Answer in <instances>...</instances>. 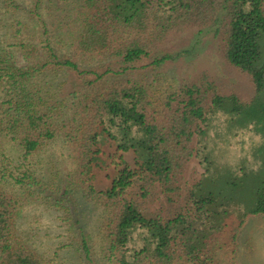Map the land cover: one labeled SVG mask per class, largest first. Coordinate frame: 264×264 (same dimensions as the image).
Returning a JSON list of instances; mask_svg holds the SVG:
<instances>
[{"label": "trees", "instance_id": "obj_1", "mask_svg": "<svg viewBox=\"0 0 264 264\" xmlns=\"http://www.w3.org/2000/svg\"><path fill=\"white\" fill-rule=\"evenodd\" d=\"M32 2L29 24L5 23L0 16V264L47 263L18 237L25 200L15 189L22 183L15 172L25 161L26 174H37L31 158L58 138L73 158L66 194L81 192L106 209L103 232L119 264H224L218 255L222 235L235 241L246 218L264 215V173L260 169L252 178L245 169L241 177L230 173L219 178L221 190L207 193L196 190L201 183L187 196L182 187L196 154L193 139L205 134L200 124L208 115L238 117L241 127L254 126L264 140V0H81L68 26L70 55L43 41L50 30L46 24L43 32L28 30L35 17L44 22V0ZM6 4L17 8L14 0ZM24 28L27 41L20 38ZM189 28L212 32L228 62L252 77L257 91L250 103L221 94L211 83L154 97L147 71L189 54L160 47ZM83 57L91 69L81 66ZM141 70L145 74L137 77ZM64 71L83 82L69 103L59 98V85L47 84L51 74ZM120 76L126 79L97 91L109 77ZM8 143L15 148L11 156ZM259 152L264 155V144ZM238 190L244 198H236ZM232 208L243 211L226 232ZM203 219L215 221L207 227ZM137 227L151 240L129 259L128 243Z\"/></svg>", "mask_w": 264, "mask_h": 264}, {"label": "rangeland", "instance_id": "obj_2", "mask_svg": "<svg viewBox=\"0 0 264 264\" xmlns=\"http://www.w3.org/2000/svg\"><path fill=\"white\" fill-rule=\"evenodd\" d=\"M32 1L14 0L15 9L7 6L6 0H0V16L5 23L11 24L12 20H16L15 23L22 21L29 24L27 11L33 7ZM80 2L44 0L45 6L40 11L44 22L35 17L28 30L40 29L43 32L46 24L50 30L43 41L48 39L59 54L70 55L74 50L69 47L71 28L68 26L81 10ZM28 30L24 28L20 37L25 41V31ZM160 47L169 53L188 50L189 54L155 71H147L145 80L155 98L165 99L182 86L194 83H211L221 94L237 95L246 103H250L256 96L252 77L228 62L221 41L212 32L189 28L170 36ZM79 62L82 67H93L85 57L80 58ZM140 73L145 74L142 70L135 72L137 77L141 76ZM119 78L115 80L109 77L97 91H107L117 80L122 82L126 79L125 76ZM47 79L48 85H59L58 96L60 99H68V103L72 99L71 94L83 84L72 71L60 72L58 76L51 74ZM242 124L243 121L238 117L230 118L222 112L208 115L206 121L200 124L205 134H196L193 139L192 146L196 154L187 165L182 187L184 196L199 183L201 185L196 190L201 193L221 190L218 182L220 177L230 173L242 176L243 169L249 171L251 178L257 176L253 172L260 169L264 173V155L259 152L264 144L263 137L254 126L241 127ZM6 149L10 156L15 153L12 144H6ZM129 160L133 165L134 160ZM30 163L37 174L27 175L25 161L19 162L21 169L15 172L17 180L22 181L15 189L20 190L19 194L25 200L19 218L18 237L30 243L47 261L46 264H119L111 253L110 240L103 232L106 209L90 201L81 192L76 191L72 196L66 194L69 187L68 173L73 170V158L63 138L51 141L41 155L31 158ZM235 195L237 199H242L245 193L238 190ZM232 209L236 210H229L232 214L226 221V232L236 227L240 217L238 214L243 211L241 208ZM213 221L203 219V225L209 227ZM84 239L89 254L84 249ZM150 240L146 229L135 228L128 243V258L132 259ZM219 246L218 255L224 264H264V215L246 218L236 240L228 241L222 235Z\"/></svg>", "mask_w": 264, "mask_h": 264}]
</instances>
